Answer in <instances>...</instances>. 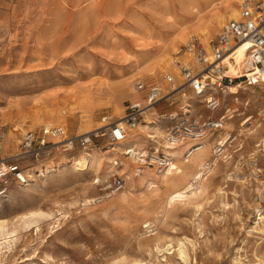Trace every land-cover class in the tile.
<instances>
[{"label": "rangeland", "instance_id": "1", "mask_svg": "<svg viewBox=\"0 0 264 264\" xmlns=\"http://www.w3.org/2000/svg\"><path fill=\"white\" fill-rule=\"evenodd\" d=\"M220 1L0 0V146L4 153H15L21 133L46 120L78 133L102 125L105 115L121 118L130 103L143 102L137 80L167 89L165 73L175 72L166 70L155 77L146 68L156 63L163 43L179 31L185 35L180 47L192 36L206 43L214 38L227 20L212 30L208 40L196 35L195 29L219 9ZM125 80H130L133 93L120 91L118 84ZM80 89L90 93L86 100L79 96ZM185 100L204 116L225 115L224 127L205 137L207 157L212 156L218 136L241 133L242 147L233 152V143L202 177L203 195L190 202L170 200L204 166L203 157L184 160L190 141L182 151V145L174 149V162L182 172L139 163L124 154L127 147L146 152L154 146L162 148L164 144L154 140L115 143L117 149L109 152L113 145L100 137L102 147L90 149L94 155L86 172L72 171L68 164L72 155L55 150L42 164L58 169L32 185L12 184L0 195V217L9 220L30 210L52 212L50 219L40 221L41 231L34 226L22 229L12 251L0 255V264H119L123 257H140L145 264H264V82L235 87L223 95L215 111L205 108L197 96L177 95L174 104L163 101L144 119L180 111ZM53 107L60 110V118L51 112L56 110ZM37 118L40 121L34 124ZM167 124L164 119L160 126L167 131ZM8 132L18 139L13 152L5 149ZM131 134L142 135L135 128L124 141ZM115 157L123 162L117 167L112 164ZM32 163V159L25 161ZM114 173L127 178L126 187L98 201L101 182ZM86 182L92 185L86 194L93 198L91 206L83 203ZM146 219L150 225L144 226ZM156 235L162 244L177 246L185 241L189 261L176 252H156Z\"/></svg>", "mask_w": 264, "mask_h": 264}, {"label": "built area", "instance_id": "2", "mask_svg": "<svg viewBox=\"0 0 264 264\" xmlns=\"http://www.w3.org/2000/svg\"><path fill=\"white\" fill-rule=\"evenodd\" d=\"M246 42L250 43L247 50L248 67L236 74L228 73L224 59L230 57L238 46ZM172 64L178 75L165 73L167 89L157 84H147L143 80L136 81V90L144 92L143 102L130 103L121 118L112 119L105 115L102 117L101 127L78 133H70L65 125L44 124L22 132L15 153L5 154L0 146V195L6 193L12 184L28 185L31 182L30 173L40 174L43 169L48 168L42 164V160L55 150L69 153L74 158L79 152L86 153L95 146L101 148L102 145L98 143L100 137H107L112 145L125 140L128 133L144 120L147 111L166 100L174 104L177 95L190 98L193 94L205 108L215 111L221 107L223 95L230 91L231 85H256L258 82H264V78H250L248 72L257 69L264 76V0H241L237 17L227 20L216 36L207 43L198 36H192L173 54ZM262 109L264 110V105ZM224 117L223 114L204 116L185 100L180 111L164 112L157 118L159 121L168 120L166 145H162V148L154 146V149L148 152L143 149L134 151L133 147H128L124 154L137 155L143 163L168 167L175 160L176 146L190 141V147L183 155L189 157L203 145L205 137L211 131L224 127ZM240 137L241 133L232 132L225 139L216 141L212 156L201 172L193 178L194 186L199 184L212 165L227 154L233 143V152L242 147ZM151 138L156 141L155 137ZM30 159L35 163L25 164V161ZM112 164L117 167L122 163L115 157ZM126 185L127 178L122 173H114L111 178L101 182L102 192L96 199L103 201L124 189Z\"/></svg>", "mask_w": 264, "mask_h": 264}, {"label": "bare ground", "instance_id": "3", "mask_svg": "<svg viewBox=\"0 0 264 264\" xmlns=\"http://www.w3.org/2000/svg\"><path fill=\"white\" fill-rule=\"evenodd\" d=\"M93 1H95V0H93ZM238 1L239 0H221L220 1L221 4L219 6V9L216 12H214L208 19H206L204 21H200L196 25V29L195 30H198V32L195 33V34L203 37V39H205V40H208L210 38L211 32H212V30L214 28H216L217 26L221 25L226 20H229V19H232V18H235V17L238 16V14H239V7L238 6L239 5L236 4V2H238ZM181 34H182V31L181 32L179 31V32L176 33V35L174 37L168 39L166 42L163 43V45L161 46V54L159 55V58L156 61V63L151 65L150 67L146 68V73L147 74H150V75L153 74L156 77V75L159 72H165L166 70H172L173 72H175V74L178 75L177 69L172 64V57L171 56H172L173 53H175V52H177L179 50V48H180L179 42L185 38V35H183V34L181 35ZM249 47H250V43L246 42V43L238 46L236 48V50L232 53V55H231L233 57L232 60L230 59L231 56L230 57L227 56L224 59V62L227 64V67H228L227 72L239 73L240 71H244L245 67H248V63L247 62H248V58L249 57H248V54H247V50H248ZM169 57H171V59ZM248 72H249L250 78H252L254 80L264 78V76L261 73H259V71L257 69L254 70V71H248ZM231 74H234V73H231ZM118 85H119L118 87H120V91H123V90L125 91V89H128V92L133 93V91H130V80H128V81L125 80L124 82H122L121 84H118ZM240 85H238V84L231 85L230 91L227 94H230V92L232 93L233 89L235 87L240 86ZM78 93H80L79 94L80 97L84 98L82 100H86L87 97L90 95V93L85 92V90H81V89L78 91ZM133 95H134L133 96L134 99H139V97H140L139 95H135V94H133ZM191 95L193 96V94H191ZM54 109H56V110H54ZM54 109H53L54 111H51V112L53 114H56V116H58L60 118L61 117L60 110H58L57 107H55ZM41 111H43V109ZM63 111H66V110L64 109ZM40 116H38V117H40ZM53 116H55V115H53ZM166 117H169V116H166ZM62 120H63V118H62ZM153 120L147 117L138 125V127H137L138 132L140 134H142V135L135 136L136 134H131L132 136H131L130 140H127V141L123 140V141H121L119 143L124 144L125 142L128 143L129 141H132V140L136 139V142L138 144L139 143L140 144H144L145 142H148L149 140L153 141V139L151 137L158 136L157 138L155 137L156 141H158L161 145L162 144L166 145L167 143L165 141H163V138H165V135H166V130L162 129L161 126H160V123L164 119L163 120L161 119L162 121L161 120L159 121V120H156V119H153ZM39 121L40 120H38V118H37V120H34L33 122H34V124H36V123H39ZM51 123H52V121H50V120H46L45 121V124H51ZM102 124H103V122H102ZM101 126L102 125H100L98 127H101ZM98 127H94L93 129H96ZM15 129H16V127H15ZM151 129H153V130H151ZM90 130H92V129H86V130H83L81 132H87V131H90ZM153 132H155V133H153ZM249 135H251V134H249ZM141 136H142V138H141ZM225 136H223V138ZM14 137H15V135H14ZM138 137H140V138L137 139ZM5 140H6L5 141V149L8 152H13V150H15V145L18 143V139H13L12 134L9 133L6 136ZM261 140H262V138H261ZM178 146H176V147H178ZM185 146H187V144L186 145L183 144L182 146H180L179 150L182 151V149L185 148ZM110 147L111 148L109 150H107L109 152L113 151V150L115 151L117 149L116 145H113V146H110ZM127 148H125V149H127ZM133 148H134V151H135L136 147H133ZM195 152L193 154H191L187 158L184 157V160L185 161H190L191 159L192 160H196L199 157H203L200 160H205L202 163V165H205V163L209 159V157H207L208 156L207 143L204 142L203 145ZM230 153H232V152H230ZM93 155H94V153L91 152L90 150H88L86 153H84V154L82 153L81 156L74 157L71 160L69 159L70 161L68 162V164H69L70 167H72V171L74 170L76 172H86L91 167ZM129 156L132 157V158L134 157V159L137 162L142 163L139 160V156H137V155H129ZM230 156H229V159H230ZM227 160H228V158H227ZM121 162H122V160H121ZM226 162L227 161L225 160V163ZM221 163H223V162H221ZM230 163H231V161H230ZM58 167H51V168L48 167L46 169H43L40 174H38L36 172H31L30 173L31 182L28 185H32L34 182H36L35 180L39 179V177H42V176L46 177L48 174H50L51 171H53L55 169H58ZM168 169L169 170H175L176 172H182L183 171L182 167L179 164H177L176 162H173L172 165H170ZM228 174H230V173H228ZM195 176L196 175H194L184 187H182L181 189L176 190L170 196V200H173V201L174 200H178L180 202H190V201H193L194 199L200 197L201 195H203V193L205 192V188H203V189L201 188L200 182H199L198 185L193 187L194 185H193L192 181H193V178ZM83 184H84L83 192L85 193L84 198H83V203L89 205L91 203V201L93 200V198L91 197V195H86V194L89 193V190H90L92 185H91L90 182H86V183H83ZM220 189H222V188H220ZM195 205L197 207L201 206L200 203H198V202H196ZM90 206H91V204H90ZM42 209L30 210V211H28L26 213H23L21 215L19 214L20 216L18 215V218L16 220H9V218L0 217V240H1L0 241V255H5L7 252L12 251L11 249H12L13 245L15 244V242L17 241L18 236H19L18 234L21 233L20 231L22 229H24L26 227L29 228V227L34 226V228L36 227L37 231H41L42 227H41L40 221L44 220V219L45 220L50 219L51 216H52V212H50L49 210L46 211V210H42ZM61 214H63V212ZM261 217L264 219V215L263 214H262ZM53 218L54 217H52V219ZM147 221H148V219L144 220L143 223H145ZM147 225H150V224L147 222L146 225H144V226H147ZM262 228H261V230H263ZM258 230H259V228H258ZM153 239H156L155 248H154V250L156 252H158V253L162 252V254H163V251L166 252V253H174V252H176L178 255H180L179 257H181L182 259H184L186 261L188 260V256H189L190 253L188 254L189 250H187V249H189V248H187V244H186L185 241L180 240L178 245L174 246V245H172L171 242H169V243L165 242V243L162 244L161 241H160V239H161L160 236L156 235L155 237H153ZM151 251L152 250H150L149 253H151ZM144 262H147V261H144L143 258H140V257H134V258L123 257V258L120 259L119 264H145Z\"/></svg>", "mask_w": 264, "mask_h": 264}, {"label": "crops", "instance_id": "4", "mask_svg": "<svg viewBox=\"0 0 264 264\" xmlns=\"http://www.w3.org/2000/svg\"><path fill=\"white\" fill-rule=\"evenodd\" d=\"M218 135H221V134H220V132H218ZM219 138H221V137H220V136H218V138H217V139H219Z\"/></svg>", "mask_w": 264, "mask_h": 264}]
</instances>
